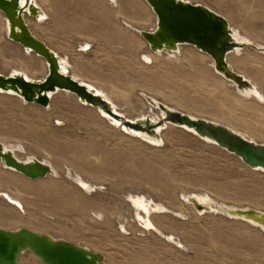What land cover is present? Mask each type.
<instances>
[{
	"label": "rangeland",
	"instance_id": "374dc122",
	"mask_svg": "<svg viewBox=\"0 0 264 264\" xmlns=\"http://www.w3.org/2000/svg\"><path fill=\"white\" fill-rule=\"evenodd\" d=\"M187 1L223 15L241 33L256 39L251 45L258 46L260 41L264 46V0ZM36 2L49 13V19L28 22L37 36L48 40L62 39L67 31L85 32L84 19L95 20V26L89 29L99 33L101 37L96 35L99 38L95 39L99 44L130 34L125 21L145 30L152 29L156 21L155 12L144 0ZM4 19L0 11V72L8 74L23 65L33 77H43L47 72L43 58L26 53L21 45L9 40ZM99 20H106L105 27ZM138 37L134 53L96 49L86 55L92 75L98 74L101 85L112 86L104 92L111 94L108 100L119 113L132 121L149 115L157 122L161 118L159 108L143 98L144 91L181 107L183 112L221 120L246 131L249 140L264 143V103L243 98L227 87L223 78L206 64L209 55L185 44L192 69L165 57L146 62L138 47L142 42L148 54L147 43ZM240 50L242 53L233 55L232 60L263 92L264 52L249 46ZM176 53L184 55L183 50ZM79 102L72 94L58 92L53 96V107L44 108L0 93V140L13 147L21 158L32 155L47 159L58 174L30 179L4 169L0 162V188L18 195L25 205L21 212L0 197L1 227L25 226L87 246L103 256L104 264H264L262 231L223 214L195 213L191 204L181 198L182 192L208 191L230 204L264 210V172L177 126L163 127V144L153 146ZM55 104L59 105L58 110ZM78 172L94 190L87 192L75 182L73 174L76 177ZM137 192L170 208L169 217L158 222L165 234L174 235L173 241L134 222L122 229L116 217L103 219L92 212L118 214L121 206H129L128 194ZM127 213L128 210L124 214ZM177 239L185 246L180 248L175 243ZM19 263L43 264L29 251L19 257Z\"/></svg>",
	"mask_w": 264,
	"mask_h": 264
},
{
	"label": "water",
	"instance_id": "95a60500",
	"mask_svg": "<svg viewBox=\"0 0 264 264\" xmlns=\"http://www.w3.org/2000/svg\"><path fill=\"white\" fill-rule=\"evenodd\" d=\"M145 1L156 14L157 26L155 30L137 28L135 31L146 41L150 50H175L178 44H191L209 55L214 61L215 72L235 82L241 93L253 91L254 96H259V91L254 90V84L231 68L227 61L228 54L237 47L249 46L258 50L259 48L236 41L233 30L224 16L206 6L192 4L186 0ZM0 11L7 24V38L21 45L25 52L43 58L47 66L46 74L40 78H33L23 72L8 74L0 72V93L14 95L26 103H37L48 108L53 94L59 91L67 92L81 103L114 118L130 132L158 137L155 131L165 122L179 128H190L201 140L208 138L217 146L240 158L249 167L264 170V143L249 140L223 123L192 116L178 109H170L161 102L157 104L149 95H145V100L165 113L157 122H153L149 115L132 121L119 113L101 90L76 79L68 73V68L63 69L62 63L67 60L61 58L32 33L27 19L41 21L47 17L35 0H0ZM87 45L90 44L84 47L82 45L81 48L87 50L89 48ZM0 161L5 168L30 179L44 178L54 172L48 162L36 157L25 160L7 148L1 140ZM8 201L13 204L11 200ZM192 202L196 205L193 199ZM14 204L21 209L17 203ZM196 206L198 209L201 207L198 204ZM225 212L239 220L252 219L264 226L262 209L249 206L228 209ZM26 251L36 255L43 264H103L101 254L70 240L53 238L47 233L25 226L17 229L0 226V264H20L19 257Z\"/></svg>",
	"mask_w": 264,
	"mask_h": 264
},
{
	"label": "bare ground",
	"instance_id": "6f19581e",
	"mask_svg": "<svg viewBox=\"0 0 264 264\" xmlns=\"http://www.w3.org/2000/svg\"><path fill=\"white\" fill-rule=\"evenodd\" d=\"M36 1V0H35ZM112 1V0H111ZM115 1V0H114ZM143 1V0H142ZM145 1V0H144ZM187 1V0H186ZM37 3V2H36ZM38 4V3H37ZM146 4V3H145ZM193 4V3H192ZM39 5V4H38ZM147 5V4H146ZM117 8V7H116ZM209 8V7H208ZM212 10V9H211ZM223 16V15H222ZM5 21V19H4ZM156 21H157V17H156ZM156 21H155V24H154V27L150 30H155L157 24H156ZM228 21V20H227ZM232 30H233V36L235 38L236 41L238 42H243L245 44H250L251 41H256V39H253L251 38L250 36H248L247 34L244 35L243 33L240 32V28L237 27V26H232L230 21H228ZM136 24V23H135ZM125 25L127 27H130L131 29L135 30L138 28V30L141 29V27L143 28V26L141 25H134V24H131V22H128V21H125ZM5 34L7 36L8 34V28H7V24H6V21H5ZM132 31V30H131ZM86 43V42H85ZM253 43V42H252ZM89 44V43H88ZM86 44H83V47L85 46ZM185 44H178L177 46V49L175 50H169V49H163V50H158V51H152L148 48L149 52L148 54H146V51L143 49L142 51V58L144 61L146 62H149V59H150V62H151V59H153V61L156 59V58H159V57H165L166 59L168 60H174L175 62H179L181 63L182 65H188V68L187 69H192V64L190 62V58H191V55L185 50L184 46ZM90 45H87V47H89ZM148 47V45H147ZM144 48V47H143ZM243 48V47H242ZM258 49L257 52H264V46L262 45V43L260 41H258V46H257ZM241 47H237L235 49V51H233L232 53L228 54L227 56V61L229 63V65L231 66V68H233L235 71L241 73L243 76H245L246 78H248L255 86L254 90H258L259 91V96H254V93L253 91H246V92H242L236 87V84L235 82H232L231 80H228L226 78H224L223 76H221L223 78V80L225 81V84L227 87L229 88H233L234 91L239 94L240 96H242L243 98H246V99H251V100H255L257 101L258 103H264V91L261 92V90L259 89L260 87H258V83L256 81H254L253 79H251L250 77H248L243 71L239 70L235 64V62L232 60L233 58V55H236L238 56L239 54L242 53V50H240ZM183 50V57H180L179 54L177 55V53L175 54V52H179ZM241 52H240V51ZM27 53V52H26ZM206 55V54H205ZM44 60V59H43ZM45 61V60H44ZM65 63V61H64ZM66 64V63H65ZM206 64L211 68L213 69V71L215 72L214 70V61L213 59H211L210 57L207 58L206 60ZM46 65V64H45ZM19 66V67H18ZM18 69L14 70L13 68V72H23L25 74H28L29 76L32 75L29 70L24 67L23 65H18ZM65 68V66H63ZM185 67V66H184ZM47 68V67H46ZM12 72V73H13ZM217 73V72H215ZM218 74V73H217ZM88 82V81H87ZM90 83V82H89ZM234 87H233V85ZM232 85V86H231ZM93 86V85H92ZM95 86V85H94ZM99 90H101V92L104 94L105 98L108 100L109 97L111 98V94H106L104 92V90H102L101 88H97ZM116 91V90H115ZM67 93V92H66ZM139 95V94H138ZM141 95L143 96V98L145 99V95H149L147 94L146 92L142 91L141 92ZM151 95V94H150ZM149 95V96H150ZM124 96V95H123ZM150 97H152L154 99V101L158 104L159 102L165 104L167 107H169L170 109H178L180 111H183L181 107L177 106V105H171L169 104L168 102H165V101H161L159 100L155 95H151ZM139 99V98H138ZM78 100V99H77ZM109 101V100H108ZM114 105V104H113ZM148 106V105H147ZM120 109V108H119ZM151 109V108H150ZM157 110V109H156ZM118 111V110H117ZM120 111V110H119ZM152 112V110H151ZM186 113L192 115V116H198L197 114H195V112L193 113L192 111H187ZM99 114H101L102 116H107V115H104L102 112H99ZM128 114V113H127ZM159 117H164L165 116V113L164 111H162L161 109H159V113H158ZM127 116V115H126ZM157 116V115H156ZM200 116V115H199ZM109 117V121L114 124L115 126H117L118 128L120 127L122 130L130 133V134H134L135 136H139L140 138L144 139L145 141L149 142L151 145L153 146H160L162 144V139H161V129L163 127H168L169 125L171 126H174L172 125L171 123H168V122H165L163 125L159 126L157 129H156V133L158 134V137H150V136H146L144 135V133L142 134L141 132H130L128 130V128H126L125 126H123L121 123H118L114 118L110 117V116H107ZM158 117V116H157ZM138 117H136L137 119ZM160 118V119H161ZM58 119V118H57ZM133 119V118H132ZM213 119V118H212ZM60 120V119H59ZM107 120V119H106ZM159 120V119H158ZM210 120V119H209ZM108 121V122H109ZM216 122V121H215ZM220 122L222 123V121L220 120ZM61 123V122H59ZM57 123V124H59ZM110 123V124H111ZM231 129H233L234 131L238 132L239 134H241L242 136L246 137L247 135V132L246 131H243V130H240L239 128L237 127H234L232 125H228ZM116 127V128H117ZM186 132H189V133H192V134H196V132L193 130V129H190V128H186L184 127L183 128ZM197 135V134H196ZM249 137V136H248ZM247 137V139H248ZM206 141L210 142V143H213L215 144L214 141L206 138L205 139ZM250 140H253V138H251ZM255 141V140H253ZM3 144L7 147V148H10L11 150H13L15 152V149H13V147L9 146L7 142L3 141ZM20 144V143H19ZM18 145V144H17ZM21 147V146H20ZM15 148V147H14ZM24 148V147H23ZM21 150H22V147H21ZM24 150V149H23ZM18 151V150H17ZM15 154L17 155V153L15 152ZM18 156V155H17ZM35 156H28V157H25L23 159L25 160H31L32 158H34ZM39 159V158H38ZM46 162H48L52 168H53V174L52 176L53 177H56L58 176V174L56 173L57 169L56 167L50 163V161H48L47 159H42ZM3 164V162H1ZM66 167V166H65ZM70 167V166H69ZM255 169V168H254ZM256 169H259L261 170L262 172H264V170L262 168H256ZM67 170H70L67 168ZM73 171V170H72ZM71 171V172H72ZM59 173V172H58ZM68 173V172H67ZM73 173V172H72ZM70 174V173H69ZM74 176V179L76 180L75 182H77V184H79L81 186V188L83 190H86L88 192V190L90 191L91 190H94V188L92 189L93 185H90L89 182L87 180H85L78 172V175H76L75 177V173L73 174ZM73 178V177H71ZM91 181V180H90ZM78 186V185H77ZM80 188V187H79ZM5 195V197L3 196ZM182 199L191 204L192 206V209L195 213H199V214H204V213H207V214H223L224 216H227L228 218H231V219H236V220H239L233 216H230L228 214H225L226 210L228 209H235V208H245V207H249L247 205H234V204H230L224 200H222V198H217L216 196L212 195L211 193H209L208 191H203V192H194V191H190L189 193L187 192H182V195H181ZM0 197L5 200L8 204L14 206L16 209L20 210L21 212H24L25 211V205H24V202L23 200L16 194H14L13 192L11 191H8L6 189H1L0 188ZM9 200H11L13 202L12 203H9ZM192 199L194 200V202L196 203V205L198 204L199 206H201L199 209L197 208V206L192 202ZM127 203L129 204V206L125 207L124 205L121 206L123 209L121 212H119L118 214H107L105 215L104 212H102L101 210H96V211H92L93 213H95V215H97L98 217H102L103 219L105 218V216L110 219H113L114 217H116L118 219V222L119 224L121 225L120 227H122V229H124V227L126 228V224L128 225V227H131L132 226V222H134V224H136L137 226L139 225L141 228H144V229H147V230H156L157 231V234L158 232H160V234L166 236L167 238V241H173L174 239V235L173 236H170V233L169 234H165L164 233V227L161 223L158 222V219H161V218H164V217H169V210L170 208L167 207L163 202H158L154 199L151 198V196H147L141 192H137L136 194L134 193H131V194H128V197H127ZM14 203H17L20 207L18 208L17 206H15ZM126 203V204H127ZM121 209V208H120ZM128 210V215H125V211ZM90 212V211H89ZM96 217V216H95ZM111 221V220H110ZM246 222V224L252 226V227H256L258 228L260 231H262L264 233V226L262 224H259L258 222H255L254 220L252 219H249V220H243ZM149 225H151V227H149ZM138 226V227H139ZM21 227V226H19ZM19 227H16V228H11V229H17ZM127 229V228H126ZM37 231V230H36ZM153 232V231H152ZM155 232V231H154ZM156 234V233H155ZM51 235V234H50ZM52 236V235H51ZM53 238H60V237H55V236H52ZM165 238V240H166ZM64 239V238H63ZM176 240H174L175 242ZM177 245H179L180 248L184 247L185 245L181 244V241L178 242V239H177V242H175ZM87 247V246H86ZM89 248V247H88ZM28 252V251H26ZM26 252H24L23 254H25ZM30 252V251H29ZM104 264V263H103Z\"/></svg>",
	"mask_w": 264,
	"mask_h": 264
},
{
	"label": "crops",
	"instance_id": "0c3cea01",
	"mask_svg": "<svg viewBox=\"0 0 264 264\" xmlns=\"http://www.w3.org/2000/svg\"><path fill=\"white\" fill-rule=\"evenodd\" d=\"M39 6L42 8V10L45 12V14L47 16L46 19L41 20L39 22L47 21L49 19V13H47L45 8L41 4H39ZM99 21H101V20H99ZM27 22H28V19H27ZM83 22H84L85 32L84 31H80L79 34H76L75 32L67 31V34L62 39H59V38L58 39L49 38V40L45 39L43 37L37 36L33 32V30L31 29L30 25H29V27H30L32 33L36 37H38L43 42H45L61 58H65L67 60V62L65 61L66 64L64 62L62 63V66H65V68L63 67V69L68 68V73L70 75H72L76 79H78V80H80L82 82H85V83H87L89 85H93V86L95 85L94 86L95 88H101L105 92H108L107 90L108 89L111 90L112 86L105 87V86L101 85V81L100 80H102V79L98 76V74L92 75L93 74L91 72L92 70L87 68L88 67L87 66L88 65V61L86 59L87 58L86 55H88V54L90 55V53H94V51H96V49H98V51H100V50H105V51H110V50L113 51V50H115V52L117 54H120V52H122V54H126V55H128V53H134L135 49H137L135 47V43H136L137 39H139V37H138L139 34L135 30L129 29V33L130 34H125V36H120L119 35V38H117L115 40V42L110 41V42L100 43L101 45H103V47H101L99 42L97 40H95L96 38H99L101 36L99 35V33L98 34L95 33L94 30H90L89 29V28L95 26V20L91 21V20H88V19H84ZM101 23H102V26L105 27V25L103 23H106V20L101 21ZM28 24H29V22H28ZM108 24L110 25V20L108 21ZM96 35H99V37H96ZM102 36L106 37L105 35H102ZM88 43L91 45V47L89 46V48L87 50H89V49L90 50L88 52H85V50H83L80 47L83 44H88ZM113 43H115L114 47L111 46V45H113ZM142 47H143V44L141 42L140 46L138 47L139 49L141 48L140 55L142 54V51H143ZM108 49H110V50H108ZM129 58L130 57L128 56L127 57L128 61H129ZM33 78H40V77H33ZM118 88L113 87V89H118ZM119 89H121V87ZM59 92H62V91H59ZM55 94H53L52 97H51L50 105L53 104L52 101H53V96ZM79 103H81V102H79ZM81 105H85V104L81 103ZM54 106L58 110L59 105L55 104ZM52 107H53V105H52ZM89 107H91V106H89ZM61 121L63 122V124L65 123L64 120H61ZM3 168L6 169V170H9V171H13V170L5 168L4 166H3Z\"/></svg>",
	"mask_w": 264,
	"mask_h": 264
},
{
	"label": "snow or ice",
	"instance_id": "6c2138e0",
	"mask_svg": "<svg viewBox=\"0 0 264 264\" xmlns=\"http://www.w3.org/2000/svg\"><path fill=\"white\" fill-rule=\"evenodd\" d=\"M149 227H151V225H149Z\"/></svg>",
	"mask_w": 264,
	"mask_h": 264
}]
</instances>
